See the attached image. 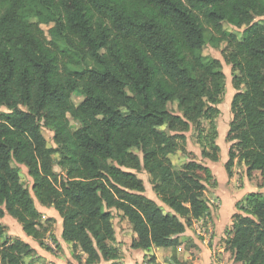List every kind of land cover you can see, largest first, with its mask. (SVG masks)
<instances>
[{"label": "trees", "instance_id": "trees-1", "mask_svg": "<svg viewBox=\"0 0 264 264\" xmlns=\"http://www.w3.org/2000/svg\"><path fill=\"white\" fill-rule=\"evenodd\" d=\"M263 17L264 0H0V219L13 216L51 250L36 200L54 207L84 264L120 257L114 211L131 224L133 248L178 247L188 227L211 215L206 191L212 178L218 183L203 160L176 167L172 157L188 155L193 128L202 158L220 159L216 121L226 73L220 58L204 53L208 42H226L236 90L225 169L232 176L236 159L245 160L247 175L259 171L263 187ZM141 171L161 202L146 193ZM236 208L226 249L242 264H264V192H248ZM37 260L34 247L8 236L0 220V264Z\"/></svg>", "mask_w": 264, "mask_h": 264}, {"label": "crops", "instance_id": "crops-1", "mask_svg": "<svg viewBox=\"0 0 264 264\" xmlns=\"http://www.w3.org/2000/svg\"><path fill=\"white\" fill-rule=\"evenodd\" d=\"M233 93L234 92L232 91L230 93V103ZM227 132L228 131H225V137ZM219 138L220 131L218 139ZM201 159H203L206 164H209L212 161L206 158ZM220 160H222L221 155L219 161ZM243 161L245 163V160ZM229 179L230 176L225 174L222 182L227 184ZM217 181L218 185L216 191L219 199V208L217 209V213L212 207L211 215H207L204 218L195 221L191 227H188L186 231L180 235L181 243L178 247L155 246L151 250L133 248L131 245L133 229L131 224H124L126 227L123 228V226H121L119 227L120 230L117 226H115V244L119 247L120 257L110 261L102 260L101 262L95 264H242V262L234 260L231 251L226 249L224 242V238L226 236L225 231L227 228L232 226V216L237 209L236 202L239 198L237 195H233L230 190L227 191L229 192V200L227 202L229 203V208L231 209L227 216L218 217V212L222 204V182L218 178ZM238 193L239 192L236 194ZM234 196H236V200ZM38 203L40 205H37V207L41 212L55 218L58 222L57 229L54 233L59 243V247L63 250L62 256L52 254L50 250L42 246L36 239L27 235L24 230H22L23 233L19 237L28 241L34 247L36 255L39 256V261L44 264H81L80 261H83L84 264L86 254L77 250V254H80L81 256V260H77L76 256L73 254L71 244L64 240L62 236L63 218L59 212L54 207H47L42 205L40 202ZM7 216L8 214L5 215V219ZM39 261L38 263L42 264Z\"/></svg>", "mask_w": 264, "mask_h": 264}, {"label": "rangeland", "instance_id": "rangeland-1", "mask_svg": "<svg viewBox=\"0 0 264 264\" xmlns=\"http://www.w3.org/2000/svg\"><path fill=\"white\" fill-rule=\"evenodd\" d=\"M224 26H225V28L234 31V32L238 33L239 35L241 34V32L243 30L242 28L235 27L228 22H224ZM210 35H211V32L208 31L207 32V38H209ZM225 46H226L225 41L222 42L219 47H214L210 42H208L204 48V53L206 55L216 56L222 60L223 70L226 73L225 93L222 97V101L218 104V106L221 109V114L219 115V117L217 118V121H216L217 125L219 124L218 129L220 131V138L218 139V144L221 147L220 155L222 157V160L211 161L208 164V166L211 167L215 176L219 180H221V182L223 181L225 174H227V171L225 169V162L227 161V159L229 157L228 151H229V147L232 143V142L227 141V139L225 137V131H228V129H229V121L231 120V117H232L230 93H231V91L235 93V90H234V87L232 84L231 65L226 63L224 56H223V49L225 48ZM87 62L91 63V64L98 65L97 61H95V59L92 57H89L87 59ZM80 67L81 66H73V69L74 68H80ZM83 98H84V95L80 91H76L73 94V99L76 103H80L83 100ZM170 108H172L175 111L180 110L178 103L170 104ZM203 123L205 125H207V127H209L207 120H205ZM76 125H78V123L73 121V127H76ZM43 132L47 137L48 144L51 146H55L56 144H55V141L53 138V134H54L53 131L50 130L48 127H43ZM186 135H187L186 147H187V150L189 151V153H188V155H185L184 153L179 151L178 153L173 154L172 157H173V160L175 162L176 167H180L182 165V163H184L189 157H194L195 159H198V160L202 158L200 143L198 141V139H199L198 132L195 129L191 128L190 130H188L186 132ZM58 158H59V154L55 153L54 159L57 160ZM201 160H203V159H201ZM207 163H208V161H207ZM19 166H20V174L22 177V181L32 191L33 181H32V177L29 175L28 167H26L24 164H20ZM55 168L58 172H61V169L57 164H56ZM139 175L144 179V182L146 185V193L149 196L155 198L158 202H161L158 195L153 190V185L150 182L149 174L146 171H141V172H139ZM261 182H262V176H261L259 171L255 170V171H253L252 176H248L247 175V166L244 163V161H242V160L240 161V160L236 159L235 165L233 166V175L230 176V179L228 180L227 184L225 182L221 183L222 204H221V208L218 212V217L219 216L220 217L221 216L222 217L227 216L230 209H231V208H229V203L227 202L229 200V196H228L229 192H227V191L230 190L233 195H237L236 194L237 192H241V191L244 192V194L241 195V197L239 199H237L236 196H234L235 200L237 199V201H238V200H241L242 198H244L248 192L257 191V190H262L264 192V186L263 187L260 186ZM213 183H214V178L211 179V183H208L209 185H208V189L206 191V194L210 199V202L212 204L213 209H215V211L217 213V209L219 208V199H218V195H217V191H216L218 183L217 184L216 183L213 184ZM229 187H231V188H229ZM32 194L34 195L33 192H32ZM36 204L40 205L37 200H36ZM0 220L6 225V231H7L8 236L19 237L23 233L22 232V230H23L22 225L13 216L8 214L6 219L4 216ZM41 220L45 225L50 226V231L47 234L49 236L47 237V240L45 239V243H46V245L51 246V244L48 242L50 239L54 240L53 238L55 236V233L51 234V232H55V230L57 229L58 222L55 218L48 216L44 212H42ZM113 222H114L115 226H117V228H119L121 226H123V228H125L126 226L124 224H130L129 221H127V219L123 218L118 211H114ZM119 230H120V228H119ZM201 237H204V236H201ZM55 238H56V236H55ZM50 251L52 252V254L59 255V256H62V253H63L62 248L59 247L57 245V243H56V247L55 248L52 247V249ZM29 258L30 257H27V259H29ZM39 262L42 263L41 261H39ZM80 263L83 264V261H80ZM42 264H44V263H42ZM53 264H56V263H53Z\"/></svg>", "mask_w": 264, "mask_h": 264}, {"label": "built area", "instance_id": "built-area-1", "mask_svg": "<svg viewBox=\"0 0 264 264\" xmlns=\"http://www.w3.org/2000/svg\"><path fill=\"white\" fill-rule=\"evenodd\" d=\"M48 236H49V235H48ZM48 236H47V237H48ZM47 237H46V240H47ZM48 243H50L51 246H52L53 248L56 247V242H55L54 240L50 239Z\"/></svg>", "mask_w": 264, "mask_h": 264}, {"label": "water", "instance_id": "water-1", "mask_svg": "<svg viewBox=\"0 0 264 264\" xmlns=\"http://www.w3.org/2000/svg\"><path fill=\"white\" fill-rule=\"evenodd\" d=\"M243 194H244V192L241 191V192H239V193L237 194V197L240 198V196L243 195Z\"/></svg>", "mask_w": 264, "mask_h": 264}]
</instances>
